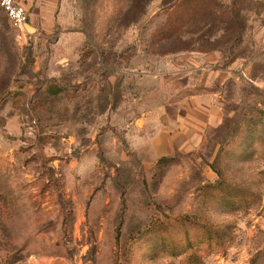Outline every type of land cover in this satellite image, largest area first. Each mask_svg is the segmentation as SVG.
Here are the masks:
<instances>
[{"label": "rangeland", "instance_id": "rangeland-1", "mask_svg": "<svg viewBox=\"0 0 264 264\" xmlns=\"http://www.w3.org/2000/svg\"><path fill=\"white\" fill-rule=\"evenodd\" d=\"M63 3L0 7V264H264V0ZM210 92L221 123L159 151Z\"/></svg>", "mask_w": 264, "mask_h": 264}, {"label": "crops", "instance_id": "crops-1", "mask_svg": "<svg viewBox=\"0 0 264 264\" xmlns=\"http://www.w3.org/2000/svg\"><path fill=\"white\" fill-rule=\"evenodd\" d=\"M28 10L29 21L38 22H63V0H17ZM58 15V19H57ZM23 33V31H21ZM68 33L63 32L61 34V39L57 44H63L64 40L67 38ZM74 40H82L83 33L75 32V35H71ZM68 53L74 54L75 51L72 49L73 45L68 44ZM68 57L65 55V58ZM69 58V57H68ZM58 58H53L56 60ZM181 114L177 119L168 118L161 121H175L171 122L166 126L161 127L157 131V138L154 140L157 143L159 151H166L170 149V145L165 146V139L167 138L169 143L171 139L175 142L178 136H181L187 141L189 139H194L202 132V129L206 125H217L223 120V111L219 106L214 93L201 94L197 96L187 97L183 103H181ZM137 121L143 122L141 126L145 127L146 121H150L146 118H140ZM159 134V135H158ZM163 135V137H162ZM159 136V137H158ZM162 137V138H161ZM161 155V153H160ZM165 156L164 153H162Z\"/></svg>", "mask_w": 264, "mask_h": 264}, {"label": "built area", "instance_id": "built-area-1", "mask_svg": "<svg viewBox=\"0 0 264 264\" xmlns=\"http://www.w3.org/2000/svg\"><path fill=\"white\" fill-rule=\"evenodd\" d=\"M0 7L5 11L10 24L19 31H24L29 21V13L25 5L17 0H0Z\"/></svg>", "mask_w": 264, "mask_h": 264}, {"label": "water", "instance_id": "water-1", "mask_svg": "<svg viewBox=\"0 0 264 264\" xmlns=\"http://www.w3.org/2000/svg\"><path fill=\"white\" fill-rule=\"evenodd\" d=\"M25 27H27V29H29L30 31H35V28L32 27L31 25L27 24V23H26Z\"/></svg>", "mask_w": 264, "mask_h": 264}, {"label": "trees", "instance_id": "trees-1", "mask_svg": "<svg viewBox=\"0 0 264 264\" xmlns=\"http://www.w3.org/2000/svg\"><path fill=\"white\" fill-rule=\"evenodd\" d=\"M119 235H120V231L118 232V237H119ZM115 264H118L117 259L115 260Z\"/></svg>", "mask_w": 264, "mask_h": 264}]
</instances>
